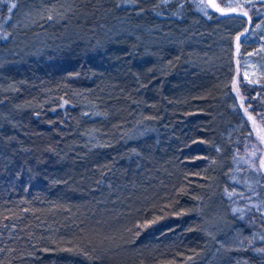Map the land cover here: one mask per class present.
<instances>
[{"label": "trees", "instance_id": "16d2710c", "mask_svg": "<svg viewBox=\"0 0 264 264\" xmlns=\"http://www.w3.org/2000/svg\"><path fill=\"white\" fill-rule=\"evenodd\" d=\"M24 1L0 0V47ZM72 1L170 31L192 20L211 31L225 17L243 26L226 70L189 68L172 51L157 62L134 37L92 53L71 43L6 67L13 93L0 92V264H201L190 263L206 244L199 205L216 175L230 219L248 236L239 256L264 264V131L256 127L264 79L245 75L238 45L264 22V0ZM76 94L101 117H89ZM139 118L155 133L125 139ZM226 125L238 127L222 137ZM90 131L100 141L93 149Z\"/></svg>", "mask_w": 264, "mask_h": 264}, {"label": "rangeland", "instance_id": "374dc122", "mask_svg": "<svg viewBox=\"0 0 264 264\" xmlns=\"http://www.w3.org/2000/svg\"><path fill=\"white\" fill-rule=\"evenodd\" d=\"M81 3L72 0H29L22 3L11 24L9 43L0 47V92L13 93L4 70L27 60L49 59L71 43H81L89 52L102 49L107 42L120 37H134L137 47L145 56L162 60L165 51L175 53L174 58L189 68L228 69L232 52L233 35L243 23L236 17L220 19L217 28L209 30L190 21L177 31L161 25L149 26L130 17L115 16L111 10L85 12ZM51 17V19H49ZM209 31V32H206ZM242 63L245 75L252 80L264 79V22L257 25L243 40ZM163 51V52H162ZM161 54V55H160ZM89 117H101V112L81 94L73 97ZM10 123V115H2ZM152 121L139 118L126 132L125 139L141 138L155 133ZM236 125H226L222 137H227ZM264 131V119L256 122ZM258 143H264L263 138ZM86 145L93 149L100 146L95 132L86 135ZM223 164V163H221ZM216 175L199 205L205 249L190 263L250 264L241 258L238 250L246 244L248 236L230 219L224 200L219 194Z\"/></svg>", "mask_w": 264, "mask_h": 264}, {"label": "snow or ice", "instance_id": "6c2138e0", "mask_svg": "<svg viewBox=\"0 0 264 264\" xmlns=\"http://www.w3.org/2000/svg\"><path fill=\"white\" fill-rule=\"evenodd\" d=\"M17 7V5L15 3H12L11 6L9 7V12L12 11V9H15ZM246 14V13H245ZM49 19H51V17H49ZM237 39H239V37H237Z\"/></svg>", "mask_w": 264, "mask_h": 264}]
</instances>
